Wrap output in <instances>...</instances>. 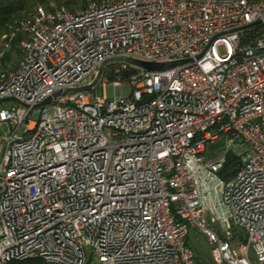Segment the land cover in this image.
Wrapping results in <instances>:
<instances>
[{"label":"built area","instance_id":"built-area-1","mask_svg":"<svg viewBox=\"0 0 264 264\" xmlns=\"http://www.w3.org/2000/svg\"><path fill=\"white\" fill-rule=\"evenodd\" d=\"M117 58L190 61L110 64L68 92ZM111 65L137 73L110 82ZM5 99L0 264H199L191 229L215 264H264V0L40 7L1 39ZM230 155L240 168L225 179Z\"/></svg>","mask_w":264,"mask_h":264},{"label":"trees","instance_id":"trees-1","mask_svg":"<svg viewBox=\"0 0 264 264\" xmlns=\"http://www.w3.org/2000/svg\"><path fill=\"white\" fill-rule=\"evenodd\" d=\"M54 1L55 4L66 7L69 11H75L79 8L85 7V0H0V42L4 35L8 34L12 28H14L18 23L32 15L33 11L38 9V5L46 6L47 11H53L54 8L49 7V2ZM101 1V0H94ZM34 11V12H35ZM22 39V36L19 35L13 44V48L11 52L6 56L5 63H10L12 59V54L17 52L20 55V50L17 48L19 41ZM118 67L120 72L118 74L114 73V68ZM112 70L105 72V76H107L110 82H113L117 79H121L123 81L128 80L131 76L137 73V70L132 68H127L125 70L121 69V67L113 65ZM240 162L239 159L234 156H228L227 163L224 167L222 175L225 179H231L235 176V174L239 171ZM187 245L189 242L187 240ZM196 259V258H195ZM198 262V260L196 259ZM199 263V262H198ZM9 264H45L41 260H26L21 262H11Z\"/></svg>","mask_w":264,"mask_h":264},{"label":"rangeland","instance_id":"rangeland-1","mask_svg":"<svg viewBox=\"0 0 264 264\" xmlns=\"http://www.w3.org/2000/svg\"><path fill=\"white\" fill-rule=\"evenodd\" d=\"M114 0H101L96 1L99 3H103V2H112ZM87 0L84 1V3L86 4ZM64 5H57L54 3V1H50L49 2V7L54 8V9H58L60 7H63ZM43 8L46 9V6L44 5H38V8ZM35 11V10H34ZM34 11L32 13H34ZM19 49V47H17ZM21 59V53L20 55H18L17 52L12 54V59L10 63H7L5 65V68L8 69H12L14 68L20 61ZM113 65L110 66V68H112ZM118 68V67H116ZM116 68H114V70H116ZM112 70V69H110ZM106 94L107 97L109 99H114L116 97V91L115 88L112 86V84H108L107 85V90H106ZM123 94L125 97H128L130 95V89L127 86L123 87ZM7 107V104H0V110L2 108ZM2 131V128L0 127V132ZM209 228L213 229L214 231H216L220 236H222V231L220 230V228L218 227V225H209ZM188 242H189V246L192 249L195 258L198 260L199 264H215L213 262L212 256H211V246L209 245L207 239L204 237V235L202 234V232H200L199 230H195V229H191L189 232V236H188ZM252 258V262L254 264H257L256 260L254 259L253 256H251Z\"/></svg>","mask_w":264,"mask_h":264},{"label":"water","instance_id":"water-1","mask_svg":"<svg viewBox=\"0 0 264 264\" xmlns=\"http://www.w3.org/2000/svg\"><path fill=\"white\" fill-rule=\"evenodd\" d=\"M257 53V51H256ZM190 60H185V61H181V62H170V63H161V64H154V63H147V62H142L139 60H135V59H131V58H117V59H113L111 61H108L107 63H105L99 70L98 75L96 76L95 80L93 81V83L91 85L85 86V87H81L78 89H74L72 91H68V92H85V91H89L91 90L95 85H97L104 73L105 68L110 65V64H126L147 72H153V71H165L168 69H171L173 67H176L180 64H185L188 63ZM67 92H58L56 94H54L51 98H49L48 100L44 101L43 103L37 105L35 108L39 109L43 106L52 104L54 102V100L59 97V96H63L65 95ZM14 100L12 99H5V100H1L0 104L3 103H7V102H12Z\"/></svg>","mask_w":264,"mask_h":264}]
</instances>
